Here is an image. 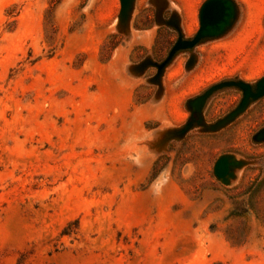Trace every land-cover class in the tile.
I'll use <instances>...</instances> for the list:
<instances>
[{
    "label": "rangeland",
    "instance_id": "1",
    "mask_svg": "<svg viewBox=\"0 0 264 264\" xmlns=\"http://www.w3.org/2000/svg\"><path fill=\"white\" fill-rule=\"evenodd\" d=\"M205 1L0 0V264H264V96L211 129L241 99L217 92L179 134L210 86L264 76V0L142 66Z\"/></svg>",
    "mask_w": 264,
    "mask_h": 264
},
{
    "label": "water",
    "instance_id": "2",
    "mask_svg": "<svg viewBox=\"0 0 264 264\" xmlns=\"http://www.w3.org/2000/svg\"><path fill=\"white\" fill-rule=\"evenodd\" d=\"M119 2V17L125 20L131 7L132 0H119ZM235 14L236 8L232 0H206L199 10V28L195 35L191 39H183L181 34H178L176 42L161 64L156 65L150 62H144L142 66H154L157 69V75L155 76V79H157L166 65L170 63L177 53L181 51H190L201 42L217 38L223 34L232 24ZM226 89H236L240 91L241 99L238 105L216 125L210 127L211 129H216L232 122L246 110L250 103L261 99L264 96V76L253 85L241 80H226L210 86L202 95L188 102L187 105L191 110V120L179 134L183 135L189 130L194 122V118L199 116L204 104L213 94ZM253 140L256 142L264 141V128L253 137ZM240 165L241 163L231 156H221L214 164L213 175L222 183H227L232 177V171L240 167Z\"/></svg>",
    "mask_w": 264,
    "mask_h": 264
},
{
    "label": "trees",
    "instance_id": "3",
    "mask_svg": "<svg viewBox=\"0 0 264 264\" xmlns=\"http://www.w3.org/2000/svg\"><path fill=\"white\" fill-rule=\"evenodd\" d=\"M58 3H59V1L57 2V4H58ZM57 4H56V5H57ZM52 9H54V8H52ZM51 12H52V11H50V13H51ZM51 27H52L53 31H55V30H54L55 28H54V21H53V19H52Z\"/></svg>",
    "mask_w": 264,
    "mask_h": 264
},
{
    "label": "clouds",
    "instance_id": "4",
    "mask_svg": "<svg viewBox=\"0 0 264 264\" xmlns=\"http://www.w3.org/2000/svg\"><path fill=\"white\" fill-rule=\"evenodd\" d=\"M154 194H157L158 195L159 193H158V191H156Z\"/></svg>",
    "mask_w": 264,
    "mask_h": 264
}]
</instances>
